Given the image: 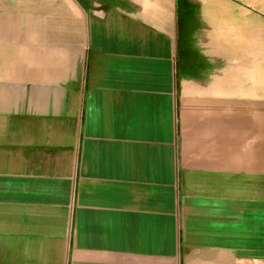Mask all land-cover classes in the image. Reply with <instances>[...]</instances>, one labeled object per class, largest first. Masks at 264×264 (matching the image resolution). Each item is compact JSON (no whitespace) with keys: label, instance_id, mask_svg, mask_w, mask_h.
<instances>
[{"label":"crops","instance_id":"obj_1","mask_svg":"<svg viewBox=\"0 0 264 264\" xmlns=\"http://www.w3.org/2000/svg\"><path fill=\"white\" fill-rule=\"evenodd\" d=\"M12 1L0 264H264L260 49L182 0Z\"/></svg>","mask_w":264,"mask_h":264},{"label":"rangeland","instance_id":"obj_2","mask_svg":"<svg viewBox=\"0 0 264 264\" xmlns=\"http://www.w3.org/2000/svg\"><path fill=\"white\" fill-rule=\"evenodd\" d=\"M217 1L221 3H229L234 6L237 11L246 12L250 15L261 19V27L260 33H257L255 37L249 36L247 30H245V26L249 25L242 18H237L236 23L233 22L230 16H238L239 12H226L223 9L222 4H219ZM261 4V13L254 10L253 8L243 4L238 0H210L209 6L204 11L201 3L196 1L195 6L192 2L188 3L189 0H182V13L189 9L191 11L193 8H196V18L198 22H204L205 28L213 33H222L224 35H228L230 38H235L234 40L237 43H242L243 46H253L255 48L260 49V59L262 66L264 65V0H259ZM12 0H6L5 14H20L25 13L22 11V8L13 7ZM246 24V25H245ZM244 27L241 28V27ZM250 26V25H249ZM247 29V28H246ZM249 31V30H248ZM256 36H259L256 37Z\"/></svg>","mask_w":264,"mask_h":264},{"label":"bare ground","instance_id":"obj_3","mask_svg":"<svg viewBox=\"0 0 264 264\" xmlns=\"http://www.w3.org/2000/svg\"><path fill=\"white\" fill-rule=\"evenodd\" d=\"M260 11H261V9H260Z\"/></svg>","mask_w":264,"mask_h":264}]
</instances>
